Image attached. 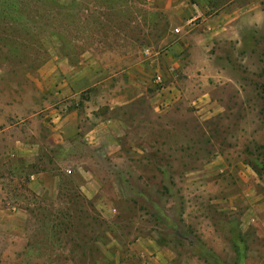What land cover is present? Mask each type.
Segmentation results:
<instances>
[{
    "label": "rangeland",
    "instance_id": "obj_1",
    "mask_svg": "<svg viewBox=\"0 0 264 264\" xmlns=\"http://www.w3.org/2000/svg\"><path fill=\"white\" fill-rule=\"evenodd\" d=\"M239 1L32 0L0 9V264H264V40L235 59L219 35L203 33L200 46L186 38L188 81L168 63L183 20L216 19ZM100 67L105 82L78 98L71 85L57 94L56 71L41 73L57 68L69 79ZM177 78L186 89L171 98ZM123 93L142 102L117 140L121 157L88 169L86 147L47 145L59 119L73 110L114 115L107 103ZM23 136L38 147L30 162L8 154ZM42 172L60 188H39ZM8 202L29 212L27 250L8 236L19 213Z\"/></svg>",
    "mask_w": 264,
    "mask_h": 264
},
{
    "label": "crops",
    "instance_id": "obj_2",
    "mask_svg": "<svg viewBox=\"0 0 264 264\" xmlns=\"http://www.w3.org/2000/svg\"><path fill=\"white\" fill-rule=\"evenodd\" d=\"M183 23V25L181 24V28H177L179 33L173 35L174 42L168 51L170 53V59L168 60V63L170 62V64H175L173 66L176 67L181 66V68H183V77L181 78L188 81L192 76L190 75L192 70L191 63L189 61V51L191 44L187 42L186 38L190 37L194 41H197L196 44L200 46V39L203 33L211 37L219 35L224 41L228 40L231 42L233 57L235 59L236 57L240 58V54L244 53L246 49L252 53L255 49V42L264 40V3L253 0H242L235 3L231 7L230 12L223 14L221 13L216 19H211L208 17H203L201 20H198L197 18H187V20H183ZM191 23V26L186 27ZM182 52H184V54L181 57L180 54ZM140 68L143 71L147 70L145 66H140ZM99 69L106 70L104 67L95 68V71H89L85 75L84 72L79 69L75 75L69 79L65 78L64 76L62 77L61 71H57V68H43L41 73L47 74L45 76L47 78L48 76L50 77V75L52 76L53 72L56 71V89L60 90L57 94L61 96L66 95V90L70 89L71 85L75 88V93H72L71 97L78 98L81 89H83L85 85L89 89L92 87L95 88L97 85L105 82V77L99 79L97 74V70ZM152 69L155 70V65ZM47 70L52 71L47 72ZM126 75V82L131 83L130 80L132 77L129 76V72L126 73ZM186 76H188V79ZM139 78H141V76H139ZM180 80L181 79L177 78L176 81L171 83V86H173L171 98L176 93H180V91H184V89H186L185 85L180 83ZM125 89L126 88L123 90ZM120 95L121 96L117 98L114 97L109 99L107 103L110 107L109 111L118 110V113L114 115L105 116L95 112L93 114L89 113L85 117L80 115L78 110H73L61 120L59 119L56 129L53 130L52 135H50L47 139V145L52 148H57L59 146L71 147L74 145L86 147L88 149L86 158L88 169H94L96 167L97 161L99 162L101 158L105 157L106 155L111 157L119 155V157H121L122 153H125V151L122 149V143H117V140L120 139L121 141L122 138L125 139L128 136V132L134 128V126H132V118H137L138 116L133 115L131 117L128 112L132 105L140 103L142 100L139 97L130 98L128 93H123ZM76 105L79 106L78 103H76ZM105 143V149H107V151L102 154L100 149ZM107 144L110 146H107ZM37 148L38 147L36 145L26 140L23 136L15 138L13 144L8 150V154L12 157L20 158L26 162H30L34 154L37 153ZM79 168L82 169V166ZM40 175L42 176V180L40 183H36L39 188L53 187L55 190L60 188V183L58 180L48 177L50 175L49 173L42 172ZM91 177L93 178V175H91ZM92 178H87V191L85 190V187L81 186V190L84 191L85 198L88 200L95 196L93 188L96 183ZM17 182L18 181L16 179L13 182L15 187ZM79 182H85V180H79ZM15 187L13 189H15ZM0 196H3L1 191ZM28 213L29 212L26 208H22L21 212H19L17 215H13L14 218H16L13 220V223L7 226L9 237L14 238L15 240L20 239L25 241L24 250H27L26 241H28V237L31 233L26 224V219H29ZM20 220L23 221L22 225L20 224ZM70 261H72V263L64 262L63 264H74V260Z\"/></svg>",
    "mask_w": 264,
    "mask_h": 264
},
{
    "label": "trees",
    "instance_id": "obj_3",
    "mask_svg": "<svg viewBox=\"0 0 264 264\" xmlns=\"http://www.w3.org/2000/svg\"><path fill=\"white\" fill-rule=\"evenodd\" d=\"M32 0H0V9H4V10H11L12 12H18L22 9H25V5L28 2H31ZM50 2L54 1V0H49ZM2 24L6 25L5 20L0 19V27L2 26ZM5 31L4 29L1 30V34L3 36L0 35V37L2 39H0L1 41L5 40L6 36H5Z\"/></svg>",
    "mask_w": 264,
    "mask_h": 264
},
{
    "label": "built area",
    "instance_id": "obj_4",
    "mask_svg": "<svg viewBox=\"0 0 264 264\" xmlns=\"http://www.w3.org/2000/svg\"><path fill=\"white\" fill-rule=\"evenodd\" d=\"M146 53H149V51L147 50ZM158 79L160 80V78ZM68 172L71 173L72 171L68 170ZM7 205H8V210H10L12 213H16L21 210L17 204L8 202Z\"/></svg>",
    "mask_w": 264,
    "mask_h": 264
}]
</instances>
